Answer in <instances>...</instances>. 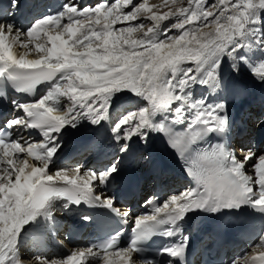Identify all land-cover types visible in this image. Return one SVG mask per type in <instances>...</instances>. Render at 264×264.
<instances>
[{
  "label": "snow or ice",
  "instance_id": "6c2138e0",
  "mask_svg": "<svg viewBox=\"0 0 264 264\" xmlns=\"http://www.w3.org/2000/svg\"><path fill=\"white\" fill-rule=\"evenodd\" d=\"M21 4L8 0L10 10L0 12V102L11 105L9 115L0 114V264H25L23 234L55 236V214L81 204L114 213L130 234L121 227L63 260L37 256L40 264H137L141 257L142 264H187L190 236L182 229L190 214L264 215V151L241 147L245 155L237 156L222 96L232 86L225 61L236 76L246 69L264 85V0H163V12L148 0H61L28 27L10 19ZM119 94H131L135 103L114 119ZM85 123L107 124L116 154L98 168L51 174L64 133ZM30 130L42 141L32 140ZM153 135L175 151L194 186L162 203L148 199L150 211L133 216L114 206L109 186L132 144L147 145ZM155 237L166 243L153 250ZM258 247L264 249V235ZM231 264H264V250Z\"/></svg>",
  "mask_w": 264,
  "mask_h": 264
},
{
  "label": "bare ground",
  "instance_id": "6f19581e",
  "mask_svg": "<svg viewBox=\"0 0 264 264\" xmlns=\"http://www.w3.org/2000/svg\"><path fill=\"white\" fill-rule=\"evenodd\" d=\"M60 1V3H61V0H59ZM83 0H81V2H82ZM86 2H89V3H95L96 2V0H92V1H89V0H85ZM111 1H113V0H110L109 2H111ZM151 4H153V3H151ZM66 22V21H65ZM33 56V58H37L36 56H35V54H33L32 55ZM30 58V57H29ZM223 69H225V68H223ZM243 71H246V72H243ZM223 74H224V77H225V79L226 80H228V81H230L231 82V84H232V86L229 88V90L226 92V93H223L222 94V96L224 97V98H227V96H231L232 95V93L234 92V90L236 89L235 88V83H237L238 84V86L240 87L241 85H244V84H242V83H240V82H238V80H241V81H246L247 83H250V84H252L253 86H255L258 90H259V92L261 93V99L263 100L264 99V90L263 89H261L260 88V86L258 85V84H256V83H253V82H256V80L255 79H253L252 77H251V75L248 73V71L246 70V69H243L242 71H241V73L239 74V77L238 76H233V75H227L226 73H225V71L223 70ZM243 92V91H242ZM246 92L248 93V94H250V95H252L253 93H254V91H253V93H251L250 92V90L249 89H246ZM244 93V92H243ZM129 95H131V94H129ZM129 95H125V94H119V99H116V98H114V100H115V103H114V106H113V108H112V115H113V113L115 112V111H117L118 109H123L125 106H127V107H132V105L135 103V101L134 100H132V99H129ZM241 95V94H240ZM134 102V103H133ZM246 100H245V98H244V100L243 101H241L236 107H235V109H237V107L238 108H241V107H243L245 104H246ZM61 103L62 104H67L68 103V101H67V99L66 98H61ZM130 103H132V104H130ZM228 103V102H227ZM130 104V105H129ZM126 108V107H125ZM228 111H229V114L231 113V109H230V107L228 106ZM80 128H83V129H88L89 130V132H88V134H91V133H93L94 132V130H95V128H97L96 126H91V125H88L87 123H85L82 127H80ZM148 146L150 147H152V148H154V150H158V151H160L161 152V148H160V146L157 144V138H156V135H153L152 137H151V139H150V141H149V143H148ZM156 148V149H155ZM257 152H262V151H264V145L262 144L257 150H256ZM243 155H245V153L244 152H241V154H240V158H242L243 157ZM25 158V157H24ZM29 159V162H30V158H28ZM34 163V162H33ZM166 164H168L167 163V161H166ZM54 170V169H53ZM53 170H51V171H53ZM73 173H72V171H70L69 172V175H72ZM264 222V218H263V221H262V223ZM253 232L254 233H256L257 235H258V237L257 238H252V241H253V243H256V242H258V238L259 237H261L262 235H264V225L263 226H261V223H257V224H255L254 225V227H253ZM27 237L26 236H24V240L22 241V246L23 245H30L31 246V244H32V242H31V240L29 241V242H27L26 239ZM260 241V240H259ZM46 250V249H45ZM253 250H251V251H249V253H253L252 252ZM47 255H50L49 253L47 254L46 253V251H44L42 248H41V252H39V253H37V254H34V250H33V252L32 253H29L28 254V256L27 257H29V261H26L25 262V264H40V262L39 261H37V259H36V257L37 256H40V257H45V256H47ZM61 258H63L62 257V254H61V256H60ZM88 264H94V262H92L91 260L88 262Z\"/></svg>",
  "mask_w": 264,
  "mask_h": 264
},
{
  "label": "rangeland",
  "instance_id": "374dc122",
  "mask_svg": "<svg viewBox=\"0 0 264 264\" xmlns=\"http://www.w3.org/2000/svg\"><path fill=\"white\" fill-rule=\"evenodd\" d=\"M111 2H113V1H111ZM139 2H143V0H139ZM171 2V0H169V3ZM210 2H214V3H218L219 2V0H210ZM148 3L149 4H151V3H153V4H155V5H158V6H161L160 7V11L161 12H163V11H167L168 9L167 8H164V7H162V5H163V0H148ZM184 4L186 5L187 4V0H184ZM141 21H137L136 23H140ZM143 23H144V25H145V29L148 27V26H150V22L149 21H147V20H144L143 21ZM123 26H126V25H121V24H118V25H116V27L117 28H120V27H123ZM211 29L210 28H204L203 29V31H205V32H207V31H210ZM173 34H178V33H176L175 32V30L173 31ZM140 35V33H137V36H139ZM223 68H225V69H223L224 71H225V73L227 74V75H233V76H236L234 73H232L231 72V69H230V67L228 66V63L225 61V63H224V65H223ZM239 77V76H238ZM242 82H244V83H246V81H242ZM134 103V102H133ZM125 108V107H124ZM123 108V109H124ZM132 107H128V108H126V109H131ZM122 109V110H123ZM125 110V109H124ZM121 113V112H120ZM119 116V115H118Z\"/></svg>",
  "mask_w": 264,
  "mask_h": 264
}]
</instances>
